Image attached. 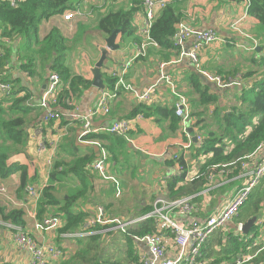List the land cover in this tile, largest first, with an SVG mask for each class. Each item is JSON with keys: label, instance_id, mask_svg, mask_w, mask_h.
<instances>
[{"label": "crops", "instance_id": "crops-1", "mask_svg": "<svg viewBox=\"0 0 264 264\" xmlns=\"http://www.w3.org/2000/svg\"><path fill=\"white\" fill-rule=\"evenodd\" d=\"M137 2H140V5H138ZM142 2L143 0H109L107 3L102 4L100 0H69V5L73 7L71 11L81 10L83 15L75 17L72 21H67L65 20V15L68 11H66L64 14L51 17L49 20L44 21L39 31L40 40L42 41L48 36L53 29H58L67 40L66 66L74 75L82 76L93 83V70L101 59L103 52L108 49L106 40L110 36L101 30H97L96 26L99 22V18L111 12L115 13L121 9L130 10L134 7V24L137 27L136 33L133 36L124 37V40H122L123 37L119 33L116 44L120 45V48L116 51H108L107 59L101 68L103 82L105 87L108 88L107 82L111 79L114 80L112 77L114 72H116L123 63L133 58L138 40L141 41L143 39L140 34L144 19ZM173 4L181 7V12L186 16L185 22H187L191 28L198 30H214L221 38L225 39L224 41L207 46L201 51L200 58L202 60L201 65L203 69L220 76L234 75V73L236 76H245V74H250L254 71L257 72L254 74L256 78L258 74L259 77L261 76L259 71L260 68L253 63V59H256L257 55H259L258 53L263 51L264 42L261 44L263 38L261 35L257 34L258 20L248 13V8L243 1L169 0V5ZM236 21L241 22L242 29L250 34L251 37L253 36L254 39H260L261 45L258 42L259 48L256 51L257 53L250 50L252 47L250 39L243 38L239 34L232 32L231 26ZM30 43L33 44L34 49L39 48L38 45H35V39L34 42ZM191 44L192 40H189L186 47H190ZM17 45L18 43H15L14 48L17 47ZM22 49V57L18 58L17 53L14 52L13 69L9 79H12L17 87L22 88L24 90L23 92L31 95V103L33 101L34 107L29 115L30 122L27 126L28 132L32 134L36 127L41 126L42 134L40 136L41 138H35L31 142L28 141L24 151L19 155L13 156L9 160L10 165L26 168L28 176L34 178V181L29 183L25 190L20 191L21 174L18 172L3 183L7 188L9 196L17 202H24L25 206L23 208L16 207L10 201L0 199V207L8 208V212L12 209L22 210L25 225L17 226L12 222H4V220L0 218V264L31 263L30 255L27 252L19 250L15 244L14 236L19 230H23L25 233L32 235L41 245H54L62 248L66 257L76 252L77 245L74 244V241H70V239L67 238V240H64V235L59 236V230L39 232L35 229V224L37 222H42L46 217L55 214L53 211L51 215H46L41 220L39 217L40 200L43 192L49 187H62L63 189L61 191L58 189L61 197L68 194L74 195L82 189L81 181L75 173L62 172L63 170L57 172L53 170L56 162L70 163L74 159L86 157H92L93 161H95L100 155V148L98 145L84 143L80 139L82 121L68 117L65 109L58 110L63 114L61 120L52 121L49 124L44 123L45 112L39 108V102L46 88L48 77L52 71L49 70V65H42L39 56H35V59L31 60L27 58L26 50L28 48ZM161 52H163L161 47L151 48L146 58L137 60L132 64L127 79L138 92H145L152 86L160 75V65L166 64V73L174 77L178 91L189 99L192 113L197 112V108L191 103V82L194 74L201 78L205 85L211 88V93L214 94L215 92L220 94L222 106L230 107L236 103L231 97L233 95L232 93L236 90L235 88L219 90L215 85L207 83L196 69L189 64L187 59H182L179 56H171L170 59L166 61L161 58ZM24 57L27 60V64L30 66L26 72L22 70L23 63H25ZM117 59L121 62L116 61ZM113 61H116V63L111 67V62ZM99 95L100 91L92 86L79 100H76L75 102L78 107L79 115L83 117L86 116L89 110L95 106ZM139 104L141 103L132 93L122 92L112 103L111 111L108 116H100L93 119L92 127L97 131L96 135L108 134L104 130H106L113 121L123 119L126 115L128 116ZM146 105L155 107L161 106L169 110L175 109L176 96L173 94L170 87L163 85L159 88L154 101ZM210 108L214 110L215 106H210ZM169 125L170 120L162 119L161 117H159V121H157L156 117H144L137 121L135 129L127 136H119L125 138L128 142L129 150L127 151V159L113 162L111 152L108 149L106 150L110 154L111 174L118 177L122 196L117 198L115 186L101 178L97 172L88 169L90 174L93 175H90L91 178L90 176L88 177V181H91L93 189L86 191V199L84 201H78L76 204L77 209L80 207L86 211L89 205L99 204L103 208L109 207L110 209L111 204L109 200L115 203L117 199L125 198L133 188L139 186L143 187L146 193L142 201L147 200V195L149 197L151 196L150 193L152 195L160 194L161 196H166L167 189L163 186L162 181L169 178L175 169L167 168L165 164L167 161L183 159L186 165L189 168L191 167V173L199 174L202 164L206 162L211 155L201 156L198 159L192 157L194 151L196 152L197 150V144L203 142V140L201 142L194 141L196 140L195 135H197V131L199 132L198 127H192L194 132L189 139L188 136L184 135L180 130V125L176 133H170ZM199 127L201 128V126ZM40 141L45 143L46 146L45 150L41 151V154L38 152ZM94 142H97L102 147L106 146V144L108 145L106 141L99 142L95 140ZM190 142L191 144L189 146ZM132 155L137 156V160L133 158V161H131L129 158H131ZM263 160L264 147L263 149L260 148L257 154L253 155L248 162H246L248 163L246 166L245 164L242 165L238 174L231 176L229 173H224L219 176L215 175L211 181L209 180L207 185H209L211 189L209 194L210 198L208 200L204 197L197 199L198 207L193 214L194 219L204 222L208 216L215 214L224 206V203L228 199L233 198L245 185V172H250L254 168L256 162ZM131 162H133V166ZM138 164H141V167H138ZM119 165L121 168H124L120 173V177L112 171L113 169L116 172V168ZM152 169L156 171L153 172L151 171ZM129 170H135L136 173ZM146 176L149 178L148 180L141 178ZM31 186L41 190V196L37 202L27 194V188ZM154 197L155 196L151 197L150 204H147L149 200L143 202L141 204L142 206L136 210L131 219H141L151 213V211H149L145 215L138 217L141 210L152 205V199ZM123 200L125 201V199ZM123 200L118 201L122 202ZM29 213H33L34 217L30 216ZM262 215H264V213H262L260 217ZM262 219L263 218H260L259 221ZM237 223L233 218V220L222 229V233L226 235V228H232L228 234H235L236 230L232 226L237 225ZM167 242L168 248L166 257L174 258L176 250L173 245L172 237L169 234L167 235ZM223 242L226 243L225 239ZM136 248L140 261L143 257H150L146 246L139 244ZM240 255L242 254L240 253ZM203 257L204 262L213 261L212 259H208L207 253H203Z\"/></svg>", "mask_w": 264, "mask_h": 264}, {"label": "trees", "instance_id": "trees-1", "mask_svg": "<svg viewBox=\"0 0 264 264\" xmlns=\"http://www.w3.org/2000/svg\"><path fill=\"white\" fill-rule=\"evenodd\" d=\"M229 1L242 2L244 0ZM137 3L140 5V2ZM71 8L73 7L69 5V0H27L16 8H12L7 4H0L1 41L9 40L15 44L18 43L19 39L30 40L33 37L36 40L35 45H38L39 48L34 49L33 44L29 42L28 51L26 50L27 58L33 60L35 56H39L42 65H49V70L52 73H57L65 86L59 96L60 106L58 108L52 107V109H67L66 100L70 98H73L74 101L79 100L93 86L92 81L82 76L74 75L66 66L67 40L58 29H53L42 41L39 37L40 26L44 21L64 14L66 11H71ZM247 8L248 13L258 20L257 34L261 35L264 40V0H251ZM134 17V7L130 10L121 9L115 13L111 12L102 15L96 27L97 30H101L107 35L119 30L123 37L122 40H124V37H130L136 33L137 27L134 24ZM185 20L186 16L181 12V7L174 4L168 5L156 18L151 30V38L163 50L161 52L163 60L168 61L171 56H180V47L175 44L173 37L177 24L185 22ZM256 40L260 44V39ZM263 40H261V44H263ZM14 44L5 46L1 42V49L4 51V55L0 58V71L5 70L4 66L7 63H10L13 69L14 52L17 53L18 58L22 57V47L14 48ZM256 51L253 50V52L257 53ZM258 54L256 59H253V63L260 68V71L262 70L260 72L262 75L259 77L258 74L256 78L254 74L257 72L255 71L245 74V76L237 75L243 79L244 83L241 87L235 88L233 95L230 94L236 101L230 107L222 106L220 94L211 93V88L205 85L196 74L193 75L191 103L197 108V112L192 113V117L195 120L193 127L201 126L203 142L197 144V150L196 152L193 150L192 157L194 159L209 155L211 157L202 164L199 174L191 182L184 183V175L170 178L166 192V197L169 200L197 195L205 189L211 177L220 175L224 167H227L226 169L229 170L231 176L238 174L242 165H247L248 163L246 162L257 154L260 148L263 149L264 46L263 51ZM24 62L22 70L26 72L30 66L27 64L26 58ZM237 76L234 73V75L223 77L236 78ZM111 80L109 82L106 81L108 89L113 88L115 84V80ZM6 82L12 85L13 90L10 96L0 98V182H6L11 176L20 172V191H23L29 183L34 181V178L28 176L26 168L10 165L9 160L13 156L22 153L27 145L29 140L27 126L30 122L29 115L34 104L33 101L31 103L30 94L25 93L24 96H19L24 90L17 87L12 79H8ZM122 92L131 93L125 89H120L117 92L118 96ZM210 106H215V109L211 110ZM138 114H143L146 118L156 117L157 121H159V117L170 120V133H176L179 130V119L175 115V109L169 110L161 106H148L141 103L128 116L126 115L119 120L133 118ZM86 139L88 141H106L108 145L106 144L103 147L111 152L113 162H118L128 157V142L123 137L111 134H91ZM92 162V157L77 158L70 163L56 162L53 167V170L57 172L63 170L62 172L75 173L82 184V189L74 195L68 194L61 197L59 190L61 191L62 187H49L43 192L39 206V217L42 220L44 216L51 215L53 211L55 213L53 216L61 217L64 225L59 230V236L79 233L91 216L89 212L84 211L80 207L77 209L76 204L79 200L84 201L86 199L85 193L87 190L93 189L91 181H88V177L90 175L93 176L88 170V166ZM165 164L169 169L179 166L185 168V171L188 169L183 159L167 161ZM261 180L250 194L246 203L241 207L238 216L234 217L235 222H238L237 224L246 223L253 217H257L254 227L249 234H226L222 239V233L220 232L221 234L218 238L209 240L203 253H207L208 259L213 260L210 263L232 262L234 264L236 263L234 260L238 258L240 253L242 254L240 256L243 257L257 254L251 264L264 263V236L259 239L261 234L258 233L261 226H264V215L260 217L264 213V177ZM152 206L141 210L138 217L145 215L149 211L152 212L154 210V206ZM7 209L6 207H0V218L4 222H12L17 226L25 225L22 210L12 209L8 212ZM108 210L109 207L106 210V215L110 220L111 216H108ZM258 217L259 219L263 218L261 222ZM127 219L129 218L123 220ZM138 223L137 226L133 225L134 227L127 228L126 232L122 230L98 234L93 232L111 227L106 225L98 226L85 232H93L95 234L80 238H70V241H74V244L77 245V250L72 255L67 256V258L65 256L58 264H142L136 248L139 245L137 237L141 238L146 235L156 234L157 227L152 219ZM30 236L33 237L32 235ZM67 239L64 238V240ZM224 239L226 243L223 242ZM57 248L64 254L62 248ZM122 249H125L123 253H121Z\"/></svg>", "mask_w": 264, "mask_h": 264}, {"label": "built area", "instance_id": "built-area-1", "mask_svg": "<svg viewBox=\"0 0 264 264\" xmlns=\"http://www.w3.org/2000/svg\"><path fill=\"white\" fill-rule=\"evenodd\" d=\"M27 0H0V4H7L12 8H16L19 4L26 2ZM109 0H100L102 4L107 3ZM245 5L248 7L251 0H244ZM144 19L143 25L140 30L142 40L137 43L135 54L129 61L123 63L116 72L113 74L115 84L113 88H106L99 90L100 95L96 101L95 106L89 110L86 116L79 115L78 107L73 98L66 100L68 108L66 115L74 120L82 121V132L80 139L84 143H92L98 145L100 148L99 157L93 161L88 169L97 172L101 178L110 182L116 188V192L121 194L120 182L116 175L111 174L110 154L106 148L94 141H88L86 139L91 134H96L97 131L92 127V121L97 117H106L110 114L112 103L119 97L117 92L120 89L130 91L134 97L143 104H150L154 101L158 94V90L161 86L167 85L176 96L175 115L179 119L180 130L188 138H191L189 130L194 126V118L192 117V108L189 99L181 94L175 83L174 77L166 73V64L160 65V75L155 83L150 86L145 92H138L133 84H131L127 77L128 72L132 66V63L140 58H146L151 48H158L159 45L151 38V30L156 18L159 17L161 12L169 5V0H143ZM80 10L68 11L65 15V20L72 21L75 17L80 15ZM232 32L239 34L241 37L250 39L252 43L251 51L257 50L258 41L251 37L250 34L245 32L241 27V22L236 21L231 26ZM192 40L190 47H186L187 42ZM225 39L221 38L219 34L214 30H198L191 28L187 22H180L176 26V32L173 37V41L180 47V58L187 59L189 64L193 66L199 75L209 84H213L219 90H229L233 88L241 87L243 79L240 76L236 78H225L223 76L211 73L202 68L200 53L201 51L212 44H215ZM1 42L5 46H12L9 40L0 39V58L3 57L4 51L1 49ZM1 63V62H0ZM5 70L0 71V98H5L12 94V85L6 80L9 79L12 67L10 63L4 66ZM65 88L60 76L57 73H50L46 88L40 98L39 108L44 112V123L49 124L52 121H59L62 119L59 109H52V107H59V96L62 90ZM25 92H21L19 96H24ZM143 114H138L133 118L126 120H115L112 124L104 130L106 133L117 136H127L131 131L135 129L138 120L143 119ZM29 134V140L32 141L35 138H41L42 127L35 128L32 134ZM197 142L203 140L202 135L197 131L195 135ZM41 140V139H40ZM191 142L189 143L190 146ZM45 143L39 142V154L45 150ZM177 159V158H176ZM246 166V165H245ZM179 166L173 170V173L166 180L162 181L163 186L167 189L168 181L175 176L184 175V183L191 182L197 177V173L193 174L190 168ZM224 167L220 174L229 173V170ZM245 171V170H244ZM264 177V160L256 162L254 168L250 172H245V185L234 195L233 198L228 199L224 206L221 207L215 214L208 216L204 222H200L198 219H194L193 214L196 212L198 203L197 199L204 197L209 199L210 186L207 185L205 189L195 196L181 198L177 200H169L166 196H160L154 203V210L141 219H131L128 221H122L119 218L108 219L106 210L102 206L94 208V213L84 224L82 230L75 234H66L65 238L70 237H86L92 234L105 233L113 230H122L126 232V229L137 224L138 222L152 219L157 227V233L153 235H146L144 237H137L139 244L146 246L149 251L150 257H143L141 260L144 264H212L210 262H204L203 250L210 238V236L219 229H224L228 223H230L234 217L238 216L241 207L246 203L250 194L254 188L259 184ZM213 178L211 177L210 180ZM27 194L35 202H37L41 196V190L31 186L27 188ZM0 199L10 201L16 207L23 208L24 202H17L9 196L6 186L0 182ZM34 217L33 213H29ZM191 218V219H190ZM122 222V223H121ZM117 223V224H110ZM245 223L237 224L236 235H243V228ZM64 225L63 219L59 216H48L42 222L35 224V229L39 232L60 230ZM111 227L103 229L101 231H93L91 233L88 230H93L98 226ZM170 235L175 247V257L167 258L166 251L168 248L167 235ZM14 241L19 250L27 252L31 257L30 264H56L63 260L65 254L61 252L54 245H41L34 237H31L23 230H19L15 236ZM255 255L240 256L234 264H251ZM143 264V263H142ZM222 264H233L222 263ZM264 264V263H258Z\"/></svg>", "mask_w": 264, "mask_h": 264}, {"label": "rangeland", "instance_id": "rangeland-1", "mask_svg": "<svg viewBox=\"0 0 264 264\" xmlns=\"http://www.w3.org/2000/svg\"><path fill=\"white\" fill-rule=\"evenodd\" d=\"M81 11V10H80ZM81 15H83V13L81 12L80 13V15H78L77 17H79V16H81ZM41 27V26H40ZM29 42H34V38L32 37L30 40L29 39H26V40H22V39H19L18 40V45H17V48H27V46H28V44H29ZM116 61H118V59L116 60ZM116 61H113V62H111V67L112 66H114V63H116ZM118 62H121V61H118ZM260 71V70H259ZM107 72H109V71H107ZM260 72H262V70L260 71ZM260 75H262V73H260ZM229 93H230V91H229ZM230 96V95H229ZM198 129H199V132H200V134L202 135V131H201V128L198 126ZM203 136V135H202ZM133 158H135L136 160H137V156H135V155H132L131 156V158H129L131 161H133ZM131 164H132V166H133V162H131ZM138 167H141V164H138L137 165ZM142 169V168H141ZM140 169V170H141ZM124 170V168H121V166L119 165V166H117V168H116V172L112 169V171L114 172V173H116V174H118L119 175V177H120V173H121V171H123ZM139 170V171H140ZM129 171H131V172H135L136 173V171L135 170H129ZM151 171H153V172H155L156 170H151ZM141 178H143V179H145V180H148L149 178L146 176V177H141ZM152 178V177H151ZM151 183H152V180H151ZM108 187H111V186H108ZM144 195H146V193H145V191H144V188L143 187H141V186H139V187H136V188H133L131 191H130V193H128V195L125 197V198H120V199H117L116 201H115V203L113 202V201H111V200H109V203L111 204V207H110V209L107 211L108 213V216L111 218V219H114V218H120L121 220H123V218H129V219H131L132 217H133V215H134V213L136 212V210L139 208V207H141L142 205V203L143 202H145V201H148L149 200V202L147 203V204H150L151 203V197L152 196H155L153 199H152V205H154V203L156 202V200L158 199V198H160V194H157V195H152L151 193H150V197L147 195V200H144V201H142V198H143V196ZM122 196V194H119V193H117L116 192V197L118 198V197H121ZM210 198V197H209ZM123 199H125V201L123 200ZM118 200H123L122 202H119ZM95 206H98V205H89L88 206V209L86 210L87 212H89L90 214H92L93 212H94V207ZM99 206H100V204H99ZM111 213V214H110ZM121 217H123V218H121ZM262 220H260V222H261ZM122 223V222H121ZM110 224H117V223H110ZM235 230H237V225H235V226H232ZM231 229L232 228H226V233L228 234L230 231H231ZM222 233V229H219V230H217L215 233H213L211 236H210V238H209V240H215L216 238H218L219 237V235ZM235 233H236V231H235ZM258 233L259 234H261L260 236H259V239H261L262 238V236L264 235V226H261V228L259 229V231H258ZM222 239H223V236H225L223 233H222ZM69 238V237H68ZM70 238H75V237H70ZM69 238V239H70ZM77 238H80V235H78V237ZM221 239V240H222ZM208 240V241H209ZM75 247V246H74ZM125 251V249H122L121 250V253H123ZM120 253V254H121ZM65 258H67V257H65ZM140 263H143L144 264V262H142V261H140ZM207 263H208V261H207Z\"/></svg>", "mask_w": 264, "mask_h": 264}, {"label": "water", "instance_id": "water-1", "mask_svg": "<svg viewBox=\"0 0 264 264\" xmlns=\"http://www.w3.org/2000/svg\"><path fill=\"white\" fill-rule=\"evenodd\" d=\"M120 33L119 30H115L110 36L109 38L106 40V44H107V50H105L102 54L101 59L99 60V62L96 64V67L93 70V74H94V79H93V87L98 89V90H102L105 89V84L103 82V76L101 73V68L104 65V62L107 59V54L108 51H116L120 48V45L116 44V40H117V36ZM193 129L189 130V133H193ZM196 142V140H194ZM257 221V217H253L252 219H250L249 221H247L244 224V228H243V232L244 234H249L250 231L252 230V228L254 227L255 223Z\"/></svg>", "mask_w": 264, "mask_h": 264}, {"label": "clouds", "instance_id": "clouds-1", "mask_svg": "<svg viewBox=\"0 0 264 264\" xmlns=\"http://www.w3.org/2000/svg\"><path fill=\"white\" fill-rule=\"evenodd\" d=\"M192 129V128H191ZM194 132V131H193ZM191 134V133H190Z\"/></svg>", "mask_w": 264, "mask_h": 264}]
</instances>
